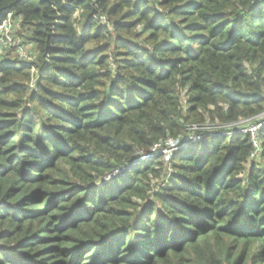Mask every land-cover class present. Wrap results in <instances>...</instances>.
<instances>
[{
    "label": "trees",
    "instance_id": "trees-1",
    "mask_svg": "<svg viewBox=\"0 0 264 264\" xmlns=\"http://www.w3.org/2000/svg\"><path fill=\"white\" fill-rule=\"evenodd\" d=\"M7 19L27 59L0 48V264H264V128L251 157L237 125L264 121V0Z\"/></svg>",
    "mask_w": 264,
    "mask_h": 264
},
{
    "label": "built area",
    "instance_id": "built-area-1",
    "mask_svg": "<svg viewBox=\"0 0 264 264\" xmlns=\"http://www.w3.org/2000/svg\"><path fill=\"white\" fill-rule=\"evenodd\" d=\"M10 32H11V21H9V19H7L0 24V48L1 49H7V50L16 49L20 58L23 61H25V59H27V55L22 51V48H20L18 46V43H16L14 41L13 37L10 36ZM263 119H264V117H263ZM237 125L240 126V129H241L240 132H244L250 136V143L255 148V152L251 155V157H254L259 152L258 146H259L260 141L258 138V132L264 128V121L262 120V121L254 122L253 120H243V121L237 123ZM210 129L213 130V128H210ZM219 132H221V131H219ZM230 135H232V132L219 133L216 136L217 137H226V136H230ZM183 142H184V144H186V143H198V142H200V138L197 136H189V137L183 139ZM174 149L175 148H172V150H174ZM160 153L163 155L165 154L162 151ZM152 156H153L152 154L147 155V156H142L141 158H139L136 161V163L143 162V161L151 158ZM164 156L166 157V154ZM108 180H106V181H108ZM1 207H3L2 204H0V208Z\"/></svg>",
    "mask_w": 264,
    "mask_h": 264
},
{
    "label": "rangeland",
    "instance_id": "rangeland-1",
    "mask_svg": "<svg viewBox=\"0 0 264 264\" xmlns=\"http://www.w3.org/2000/svg\"><path fill=\"white\" fill-rule=\"evenodd\" d=\"M14 26H15L16 28H18V24L15 23ZM15 27H14V29H15ZM14 41H15L16 43L18 42L17 40H14ZM16 55H18V54H16ZM198 143H199V142H198ZM170 144H172V146L170 145L169 147H170V148H174L173 143L171 142ZM162 152H164V153L166 154L165 159H167V158L172 154V153H171V152H172V149H168V148H167V149H163ZM165 154H164V155H165Z\"/></svg>",
    "mask_w": 264,
    "mask_h": 264
}]
</instances>
